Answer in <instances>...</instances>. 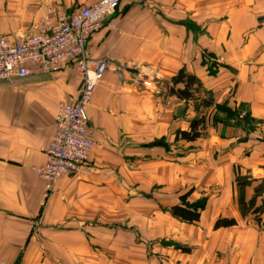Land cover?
I'll list each match as a JSON object with an SVG mask.
<instances>
[{
  "label": "crops",
  "instance_id": "0c3cea01",
  "mask_svg": "<svg viewBox=\"0 0 264 264\" xmlns=\"http://www.w3.org/2000/svg\"><path fill=\"white\" fill-rule=\"evenodd\" d=\"M95 1L0 0V34L13 36L27 30L34 15L42 10L36 11L38 6L58 5L71 10ZM260 1L120 0L115 12L105 18L88 42L91 57L106 58L111 64L87 106L95 141L90 154L92 171L84 179L66 176L56 183L55 197L39 218L44 242L52 240L45 231L59 222L80 223L110 209L111 194L122 192V185L115 188L112 180L123 181V161H135L136 166L127 170L135 183H143V161H157L168 169L167 182L175 181L171 163L174 155L148 144L177 127L188 128L187 121L173 118L177 101L185 102L173 96H165L169 100L162 102L154 89L145 90L132 81L130 74L136 71L147 69L152 72L151 78L169 81L184 66L199 78L214 102L246 108L259 125L253 132L257 138L250 135L252 132L241 138L238 128L223 130L221 124L214 129V149L207 142L195 154H185L183 161H224L225 190L232 162L249 169L256 178L251 188L264 178V28L260 30L257 25L261 17L256 9ZM191 21L198 32L188 27ZM205 51L227 58L225 66L220 63L213 76L208 75L202 61ZM115 69L124 70L123 80L116 76ZM80 83L74 65L53 73L35 72L23 79H0V261L4 264L17 259L20 246L27 242L20 264L39 262L34 255L36 247L29 243L34 236L27 228L41 209L44 182L33 167L46 160L56 106L73 99ZM187 113H191V107ZM214 150L219 153L217 160L211 157ZM195 184L200 187L205 183ZM250 187L246 189L248 195ZM101 197L103 205L99 203ZM228 209L234 214L237 207Z\"/></svg>",
  "mask_w": 264,
  "mask_h": 264
},
{
  "label": "rangeland",
  "instance_id": "374dc122",
  "mask_svg": "<svg viewBox=\"0 0 264 264\" xmlns=\"http://www.w3.org/2000/svg\"><path fill=\"white\" fill-rule=\"evenodd\" d=\"M49 6L52 5L36 7V11L40 8L42 10L38 15L35 14L37 16L34 15L30 24L32 25ZM256 9L261 17L258 18L257 25H260L262 30V0L256 4ZM188 27L192 32H198L192 21ZM261 45H264L262 39ZM202 56V61L207 66L206 71L211 76L218 72L222 64L225 66L227 60L224 55L207 51ZM115 72L120 80L124 79V70L121 73L116 70ZM149 74L151 76L152 72L149 73V70L145 69L130 75L133 82L137 79L148 80L149 85H139L145 87V90L154 89L153 93L162 102L169 100L164 96V83H169L170 80L151 78ZM202 89L204 94L201 93V96L205 93L211 96L203 84ZM190 103L192 105H189ZM190 107L191 113H187ZM210 111L212 112L209 114ZM199 115L204 117L205 129L195 140L176 139V132L182 130L177 127L168 136L163 135L148 144L164 149L166 154L169 151L174 155H171L175 159L171 161L175 166L174 182H167L168 169L159 166L157 161H143V183H135V177L129 178L127 172L131 166H136L135 161H123V181L119 178L112 180L113 187L122 185V192H119V195L115 192L111 194L110 209L102 211L101 215L98 212L96 218L83 220L82 223L68 220L59 222L52 229L45 231L47 235H52V240L47 242L41 239L44 236H41L42 225L39 218H42L47 205L55 197L56 183L66 176L58 178L52 190L46 194L43 189L41 209L37 216L30 220L27 228L28 233L34 236L29 243L36 247L33 250L36 251L34 255L39 260L38 264H264V178L251 188L250 185L256 178L251 175L249 169H241L239 164L232 162L231 178L225 190L222 189L225 177L223 169L226 164L224 161H183L185 154H195L207 142H210L211 149H214V129L221 124L223 130L225 127L238 128L241 138L245 139L250 135L257 138V134L253 132H257L259 125L241 105L232 108L227 103L214 102V99L210 106H203L200 101L195 104L177 101L173 118L177 119V122L187 121L189 124L192 118ZM188 129L189 126L186 130ZM181 140L196 142L188 144ZM217 154L219 155L214 150L212 159L217 160ZM89 165L87 173L67 177L82 179L92 171L90 161ZM196 181L205 184L198 187ZM229 187H233V190ZM248 187L251 188L249 195L246 192ZM187 192L189 195L184 202L181 201L180 196ZM103 199L101 197L99 200L101 205L104 203ZM175 204L196 208L200 212L199 220L186 222L173 216L170 208ZM228 206L237 207L234 214ZM218 219H233L234 224L214 228ZM27 243L20 246V255L11 264H20L27 250ZM1 263L3 262L0 261Z\"/></svg>",
  "mask_w": 264,
  "mask_h": 264
},
{
  "label": "built area",
  "instance_id": "2783aa9c",
  "mask_svg": "<svg viewBox=\"0 0 264 264\" xmlns=\"http://www.w3.org/2000/svg\"><path fill=\"white\" fill-rule=\"evenodd\" d=\"M119 2L97 0L71 10L52 5L27 30L13 36L0 34V79L58 72L69 65H74L81 77L76 96L56 106L54 130L45 148L46 160L34 168L44 181L45 194L61 176L85 174L90 169L94 140L87 106L111 64L106 58L91 57L88 42L105 18L115 12ZM135 82L150 84L146 79Z\"/></svg>",
  "mask_w": 264,
  "mask_h": 264
},
{
  "label": "trees",
  "instance_id": "16d2710c",
  "mask_svg": "<svg viewBox=\"0 0 264 264\" xmlns=\"http://www.w3.org/2000/svg\"><path fill=\"white\" fill-rule=\"evenodd\" d=\"M164 85L166 88L164 96H173L185 103L193 102L195 104L200 101L203 106H210L213 103L212 97L208 94L205 93L201 96V93L204 94L201 81L184 66L171 77L169 83L165 82ZM204 129V117L199 115L190 120L188 130H178L176 132V139L195 140L201 136ZM187 195H189V192L181 195L180 200L184 202ZM170 210L173 216L186 222L198 221L200 217V212L192 206L175 204L171 206ZM233 224V219H218L214 223V228ZM183 250L185 249L183 248Z\"/></svg>",
  "mask_w": 264,
  "mask_h": 264
}]
</instances>
